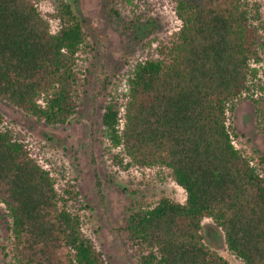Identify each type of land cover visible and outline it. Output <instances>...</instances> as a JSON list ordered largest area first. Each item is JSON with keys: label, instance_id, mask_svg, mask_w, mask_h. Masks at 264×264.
Returning a JSON list of instances; mask_svg holds the SVG:
<instances>
[{"label": "trees", "instance_id": "trees-1", "mask_svg": "<svg viewBox=\"0 0 264 264\" xmlns=\"http://www.w3.org/2000/svg\"><path fill=\"white\" fill-rule=\"evenodd\" d=\"M168 3L178 28L125 63L118 88L112 82L119 74L105 68V47L90 43L69 3L53 0L52 29L34 0H0V102L54 129L70 124L86 96L103 150L115 151L119 167L164 171L182 189L183 202L134 200L122 224L110 227L134 264H229L204 243V219L241 264H264V176L235 147L228 121L248 99L264 144V86L254 82L264 49L258 7L246 0ZM132 24L121 34L137 30ZM89 51L103 57L96 73L82 65ZM89 138L96 140L93 131ZM93 178L104 206L96 169ZM0 206L8 264H109L81 230L80 212L89 207L74 180L38 162L1 113Z\"/></svg>", "mask_w": 264, "mask_h": 264}, {"label": "rangeland", "instance_id": "rangeland-1", "mask_svg": "<svg viewBox=\"0 0 264 264\" xmlns=\"http://www.w3.org/2000/svg\"><path fill=\"white\" fill-rule=\"evenodd\" d=\"M42 13L48 17L53 11V0H34ZM72 6L74 12L84 19V29L90 35V43L101 41L105 47V68L117 71L119 80H113L118 88L125 79L126 66L142 52L141 48L151 43L152 39L164 38L175 31L179 22L176 19L168 0H64ZM248 4L258 7L260 19L264 24V0H246ZM118 12V16L113 13ZM52 29L57 21L48 17ZM137 25V30L129 29L121 34L124 25ZM132 26H129L131 28ZM83 57V56H82ZM82 64L84 68L97 71L103 57H96L95 51H89ZM95 66L92 67L91 65ZM256 68V86H264V49L260 52ZM94 80V77H93ZM95 82V80L93 81ZM110 88V87H109ZM94 91L93 88L89 89ZM100 99V98H99ZM98 99V100H99ZM80 107L70 124L65 127L48 128L37 124L31 117L0 102V113L4 125L21 139L28 147L30 154L52 171L59 178L74 180L82 204L88 209L81 210V230L90 236L109 264H134L135 261L125 253L110 227L122 224L124 216L131 209L134 200H141L145 205H152L160 198L183 202L185 195L172 179L158 169L130 168L123 170L112 159L115 151H104L107 143L97 133L99 126L91 119V101L86 96L79 101ZM228 121L237 137L234 145L264 176V144L257 130L256 116L248 99L239 101L235 109L228 114ZM93 131L95 141L89 138ZM90 155L94 165L91 164ZM103 183L106 195L104 206L95 193L93 171ZM202 238L204 243L229 264H241L227 250L222 233L212 221L203 220ZM8 233L6 220L0 206V264H8L1 248L7 244Z\"/></svg>", "mask_w": 264, "mask_h": 264}]
</instances>
